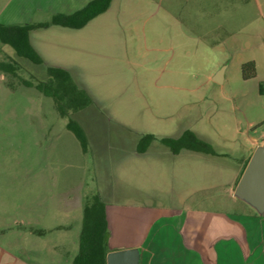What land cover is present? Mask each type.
Segmentation results:
<instances>
[{
  "label": "crops",
  "instance_id": "crops-1",
  "mask_svg": "<svg viewBox=\"0 0 264 264\" xmlns=\"http://www.w3.org/2000/svg\"><path fill=\"white\" fill-rule=\"evenodd\" d=\"M33 1L37 12L50 13L48 20L6 25L49 23L54 15H69L91 0ZM122 1L111 0L107 10L119 9ZM258 4L260 11L253 14L252 33L240 40L241 47H235L233 62L221 59L215 65L218 68L226 64L222 82L216 84L229 82L234 86L215 89L211 100L206 99L202 89L185 93L196 96L179 102L178 108L184 114L177 119L168 116L162 123L156 119H116L125 129L123 142L118 146L122 151L116 157L113 172L103 167V175L117 176L119 193L116 202L106 203L115 194L112 183L105 181L98 194L105 204L107 253L135 249L137 264H264V214L234 196L244 164L256 147L264 145V0H258ZM89 22L80 29L57 25L37 28L29 32L28 38L42 59L41 66L46 70H66L77 87L91 98L87 108L73 115L74 120L87 136L88 151L91 147L90 153L107 161L115 158L107 154L103 145L99 150L102 154L96 153L91 119L96 105L102 110L112 109H103L105 99L87 82L80 81L105 76L100 69L106 64L94 58V40L86 33ZM242 49L243 56L237 58L236 53ZM249 61L254 63L255 76L243 80L241 65ZM159 94L165 102L152 103L151 110L173 111L176 107L172 89H160ZM207 102L218 112L213 126L206 125L207 114L203 111ZM239 110L246 113L244 121L232 117L231 113ZM186 131L208 142L216 155L186 149L173 153L160 142L165 138L178 139ZM146 134L152 135L153 140L146 151L139 152L137 143ZM131 181L133 185L128 183ZM127 188L133 192L125 193ZM3 213L0 264H71L78 251L77 221L72 222L76 224L74 229L45 226L42 234L33 233L28 213L25 217ZM37 236L42 242L30 246V239Z\"/></svg>",
  "mask_w": 264,
  "mask_h": 264
},
{
  "label": "rangeland",
  "instance_id": "rangeland-1",
  "mask_svg": "<svg viewBox=\"0 0 264 264\" xmlns=\"http://www.w3.org/2000/svg\"><path fill=\"white\" fill-rule=\"evenodd\" d=\"M257 11L258 0H123L119 9L92 19L86 33L94 40V58L106 64L100 69L105 76L80 81L105 99L103 109H112L96 105L91 119L96 153L102 154L103 145L115 158L107 161L90 153L91 147L83 153L52 99L35 89L46 79L44 66L16 57L0 43V61L15 62L14 74L0 72V215L28 213L33 233L43 234L45 226L80 227L84 206L102 192L105 181L112 183L115 194L106 203L116 202L117 176L103 175V167L113 172L122 151L118 146L125 129L116 119L161 123L168 116L177 119L184 114L179 102L196 96L185 93L202 89L211 100L215 89L234 86L210 78L226 65L215 68L221 59L233 62L240 40L252 33ZM49 17L48 12L36 11L33 0H0L1 24ZM243 52H237V58ZM166 88L172 89L176 108L151 110L152 103L165 102L159 90ZM205 108L206 125L213 126L218 112L211 104ZM231 114L233 119L245 120L243 111ZM129 192L132 188L125 189ZM38 242L42 238L30 239V246Z\"/></svg>",
  "mask_w": 264,
  "mask_h": 264
},
{
  "label": "trees",
  "instance_id": "trees-1",
  "mask_svg": "<svg viewBox=\"0 0 264 264\" xmlns=\"http://www.w3.org/2000/svg\"><path fill=\"white\" fill-rule=\"evenodd\" d=\"M111 0H91L81 9L69 14H56L49 23H30L24 25H5L0 23V43L10 47L16 57L25 59L32 64H42V59L29 42V32L49 25H57L70 29H80L89 21L107 10ZM15 62L0 61V72L14 74ZM46 79L38 82L35 89L43 96L52 99L54 109L59 117L65 118L66 129L78 142L83 153L88 152L87 136L73 115L84 110L91 104V98L81 88L77 87L69 73L57 67L46 70ZM255 76V66L252 61L241 65L243 80ZM153 140L150 134L143 135L137 143V151L144 152ZM160 142L171 152L182 149L207 155H216L211 145L186 131L178 139H161ZM244 164L242 172L246 166ZM241 172V174H242ZM241 176V175H240ZM108 225L105 215V205L98 195L86 204L82 211L81 226L78 235V251L71 264H106Z\"/></svg>",
  "mask_w": 264,
  "mask_h": 264
},
{
  "label": "water",
  "instance_id": "water-1",
  "mask_svg": "<svg viewBox=\"0 0 264 264\" xmlns=\"http://www.w3.org/2000/svg\"><path fill=\"white\" fill-rule=\"evenodd\" d=\"M224 67L212 77L215 83L222 82ZM234 196L264 214V145H259L251 154L234 190ZM106 264H137L135 249L108 252Z\"/></svg>",
  "mask_w": 264,
  "mask_h": 264
}]
</instances>
